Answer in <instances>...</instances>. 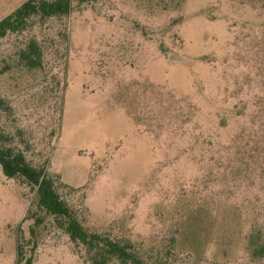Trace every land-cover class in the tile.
<instances>
[{
    "label": "rangeland",
    "instance_id": "1",
    "mask_svg": "<svg viewBox=\"0 0 264 264\" xmlns=\"http://www.w3.org/2000/svg\"><path fill=\"white\" fill-rule=\"evenodd\" d=\"M25 1L0 0V20ZM72 5L0 38V133L87 231L167 264H264L250 247L264 244V0ZM30 40L39 69L19 59ZM36 216L35 192L0 169V264L18 245L32 264H89Z\"/></svg>",
    "mask_w": 264,
    "mask_h": 264
},
{
    "label": "trees",
    "instance_id": "2",
    "mask_svg": "<svg viewBox=\"0 0 264 264\" xmlns=\"http://www.w3.org/2000/svg\"><path fill=\"white\" fill-rule=\"evenodd\" d=\"M84 1L26 0L0 20V38L25 30L30 21L36 17L40 20L65 17L71 12L74 2L81 5ZM19 59L28 69L41 68L43 54L38 43L30 40L26 49L21 51ZM0 169L5 178L18 181L35 192L36 207L43 216L35 217L34 227H37L44 217L52 218L65 232L70 242L84 251L89 264H167L164 258L145 251L128 239L116 237L107 231H87L80 223L76 212L60 195L55 179L44 166L32 165L24 150L5 133H0ZM35 232L34 228L30 229L32 238L35 237ZM250 247L253 260L264 259L263 243L251 240ZM32 262V256H26L22 247L18 245L14 264H32Z\"/></svg>",
    "mask_w": 264,
    "mask_h": 264
},
{
    "label": "crops",
    "instance_id": "3",
    "mask_svg": "<svg viewBox=\"0 0 264 264\" xmlns=\"http://www.w3.org/2000/svg\"><path fill=\"white\" fill-rule=\"evenodd\" d=\"M24 3V2H23Z\"/></svg>",
    "mask_w": 264,
    "mask_h": 264
}]
</instances>
